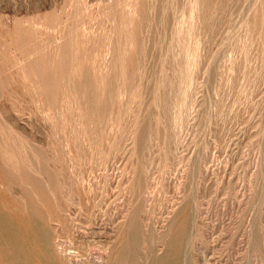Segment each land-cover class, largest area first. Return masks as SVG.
<instances>
[{"label": "rangeland", "instance_id": "374dc122", "mask_svg": "<svg viewBox=\"0 0 264 264\" xmlns=\"http://www.w3.org/2000/svg\"><path fill=\"white\" fill-rule=\"evenodd\" d=\"M0 264H264V0H0Z\"/></svg>", "mask_w": 264, "mask_h": 264}]
</instances>
